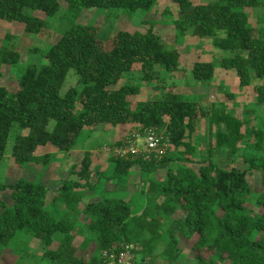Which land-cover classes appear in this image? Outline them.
Listing matches in <instances>:
<instances>
[{
    "label": "trees",
    "instance_id": "1",
    "mask_svg": "<svg viewBox=\"0 0 264 264\" xmlns=\"http://www.w3.org/2000/svg\"><path fill=\"white\" fill-rule=\"evenodd\" d=\"M158 1L0 0V21L21 24L28 34L38 35L47 26L34 12L48 18L61 14L60 31L64 25L69 26L45 54L46 65H31L23 70L16 92L0 87V163L15 127L29 131L13 139L11 153L15 166L21 169L40 162L35 156L38 148L51 146L67 152L83 131H93L100 125L121 127L127 132L153 129L163 133L175 148L173 154L158 163L111 159L114 168L107 181L127 180L134 166L142 167L144 176L158 169L166 171L162 181L150 180L149 188L141 191L147 204L138 215L128 201L99 200L80 208L86 191L96 189L91 182L89 158L71 169L80 181L65 182L49 201L43 184L24 179L15 185L0 182L2 259L3 249L23 233L39 240L45 248L34 264H106L103 252L115 250L119 255L127 245L134 247L132 252L148 264H155L157 251L163 247L159 256L166 264H175L184 254L181 244L190 249L195 264H264V193L255 196L248 181L254 171L264 176V158L247 156L248 168L244 171L224 169L212 161L198 170L188 167L194 164L198 151L194 135L198 118L205 114L203 108L173 92L161 99L137 103L134 108L131 100L138 89L118 86L125 74L136 71L146 80L155 78L157 65L168 73L176 71V50L164 45L154 28L145 33L117 31L107 42L99 38L97 27L75 24L83 10L118 9L132 17L138 11L151 13ZM171 2L183 13L172 22L181 33L192 30L199 39H213L214 49L234 52L230 58L219 59L218 66L234 72L241 86H255L256 104L264 108V30L253 27L249 14L250 9L264 7V0ZM19 61V52L1 48L0 67L14 66ZM70 70L77 73L83 88H71L61 96ZM214 72L213 63H196L192 71L197 81H212ZM214 120L226 125L238 138L247 125L224 114ZM51 121L55 125L49 130ZM139 125L141 128H137ZM219 134L225 141L226 135ZM255 135L260 138L255 150L260 152L264 139L261 132ZM48 159L50 155L43 157L42 163L48 165ZM98 177L99 181L103 175ZM7 190L12 192L10 205L2 200ZM80 216L84 217L82 224L77 221ZM77 237L83 239L79 247L75 246ZM90 244L96 246L91 257L87 261L77 257V251H84ZM23 248L15 246L17 251H25Z\"/></svg>",
    "mask_w": 264,
    "mask_h": 264
},
{
    "label": "rangeland",
    "instance_id": "2",
    "mask_svg": "<svg viewBox=\"0 0 264 264\" xmlns=\"http://www.w3.org/2000/svg\"><path fill=\"white\" fill-rule=\"evenodd\" d=\"M192 1L194 4H207L214 0ZM61 4L66 9V3L62 2ZM32 14L47 22L45 29L38 35L28 34L21 24L0 21V51L2 47H5L20 53V61L17 65L0 67V87H5L11 92L17 91L19 77L28 66L47 64L45 54L68 26L64 25L60 31L61 24H63L61 23V14L56 18H48L41 12ZM182 14L179 7L171 0H159L151 13L138 11L132 17L124 15L123 11L118 9L83 10L75 24L97 27L99 38L107 42L117 31L145 33L154 28L161 42L176 50L178 69L168 73L163 66L157 65L155 78L149 80L144 79L143 74L139 71L127 73L119 80L118 86L128 85L138 89L137 96L131 100L134 108L137 103L161 99L170 92L198 103L205 114L197 120L198 129L194 136H197L198 151L195 162L187 166L198 170L201 166L207 165L208 161H212L224 169L235 168L244 171L248 168L245 163L247 156L255 155L264 158V148L260 152L255 150L260 139L255 133L261 132L264 139V108L256 104L255 86H241L234 72L223 70L218 66L219 59L230 58L234 52L214 49L213 39H199L192 35V30H188L184 34L181 33L172 22L180 18ZM249 14H251L253 27L258 31L264 30V7L250 9ZM196 63H213L215 67L214 79L212 81L195 80L192 71ZM71 88L79 91L83 88L79 84V76L74 70L68 72L66 82L60 91L61 96H64ZM78 109H81L80 104ZM223 114L247 123L243 126L241 138L232 135L226 125L215 123L214 118ZM54 125L55 121H51L49 130H52ZM137 128H141V126L139 125ZM134 132H127L121 127L109 129L107 126L100 125L93 131H83L75 145L67 152H60L51 146L38 148L35 156L40 162L29 164L21 169L15 166L11 153L13 139L17 135H27L29 131L15 127L11 134L7 153L3 162L0 163V182L6 185H15L20 179H24L36 184H43L48 189L49 201L65 182L80 181L76 175L71 174V169L89 158L92 161L93 169L91 182L96 189L95 192L86 191L80 208L99 200L128 201L133 212L138 215L147 204L146 197L141 191L149 188L150 180L162 181L166 176V171L158 169L154 173L144 176L142 167L134 166L131 168L127 180L107 181L114 168L111 159L121 158L132 161L142 159L144 162L155 161L158 163L165 156L173 154L175 148L164 137L162 141L160 139L163 153L149 152L146 149V140H144L143 134L134 141L128 140V137ZM220 132L226 135L225 141L220 140ZM136 133H139V129L136 130ZM123 137H125L124 141H121ZM119 141L123 144L119 145ZM46 155H50L48 165L42 163V158ZM99 175H103V178L98 181ZM248 181L255 196L264 193V176L260 172L254 171L248 176ZM11 194L10 190L2 193V200L7 205L11 204ZM53 212L57 217L55 209ZM79 218L77 221L82 224L84 217L80 216ZM167 229L168 226L164 227L163 231L166 232ZM86 231L87 229H84L85 233ZM82 241V237H77L75 246L79 247ZM15 246L24 247L25 249L22 250L25 251H17ZM55 246L57 245L55 244ZM130 247L134 250V247ZM180 247L184 254L175 264H195L190 249H186L185 244H181ZM95 248V244H90L84 251L78 250L76 255L87 261L94 253ZM3 250L4 258L0 257V264H34L35 259H39L45 252V248L39 240L31 239L23 233L19 234L16 240ZM114 251H111L106 260L109 261V264H115ZM162 251L163 247L157 251L155 264H166L165 259L159 256ZM106 256V252H103L102 258ZM131 261L135 264L144 263L142 257L134 253ZM124 264H127V261Z\"/></svg>",
    "mask_w": 264,
    "mask_h": 264
},
{
    "label": "built area",
    "instance_id": "3",
    "mask_svg": "<svg viewBox=\"0 0 264 264\" xmlns=\"http://www.w3.org/2000/svg\"><path fill=\"white\" fill-rule=\"evenodd\" d=\"M141 134H143L144 140H146V149L149 152L157 153V154L163 153L161 148L162 142L160 143V139L162 141V139L164 138L163 133L158 134L153 129H144L143 132H139V133H136L135 131L133 134H131L130 137H128L129 138L128 140L132 139V141H134L135 139L140 138ZM132 251L133 249L129 245H127L124 248V250L119 253V255H115L116 256L114 258L115 264H119V263L124 264L125 261H127V264H135L134 262L131 261V257L133 255ZM106 254L107 256L105 258L107 260L110 254H108L107 252ZM106 264H109V261H106Z\"/></svg>",
    "mask_w": 264,
    "mask_h": 264
}]
</instances>
